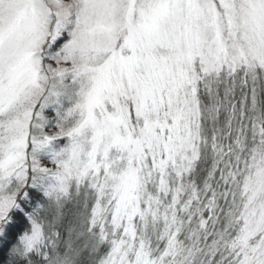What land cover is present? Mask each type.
Masks as SVG:
<instances>
[{"label":"snow or ice","instance_id":"1","mask_svg":"<svg viewBox=\"0 0 264 264\" xmlns=\"http://www.w3.org/2000/svg\"><path fill=\"white\" fill-rule=\"evenodd\" d=\"M0 264H264V0H0Z\"/></svg>","mask_w":264,"mask_h":264}]
</instances>
